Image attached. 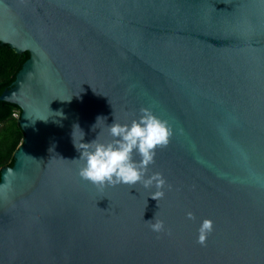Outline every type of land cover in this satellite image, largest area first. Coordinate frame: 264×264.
<instances>
[{
  "label": "water",
  "instance_id": "1",
  "mask_svg": "<svg viewBox=\"0 0 264 264\" xmlns=\"http://www.w3.org/2000/svg\"><path fill=\"white\" fill-rule=\"evenodd\" d=\"M0 44L29 54L0 95L24 133L0 264H264V0H0ZM142 107L172 132L158 202L78 175L81 131L106 142Z\"/></svg>",
  "mask_w": 264,
  "mask_h": 264
},
{
  "label": "clouds",
  "instance_id": "2",
  "mask_svg": "<svg viewBox=\"0 0 264 264\" xmlns=\"http://www.w3.org/2000/svg\"><path fill=\"white\" fill-rule=\"evenodd\" d=\"M139 112V116L130 123L115 120L107 125L111 139L106 142L101 141L99 135L91 142H82L84 133L80 130V143H75V147L84 163L78 169V175L101 189L120 184L135 186L138 183L146 189L155 188L150 197L158 202L165 194L166 180L160 172L150 173V165L155 163L156 150L168 145L172 132L167 122L149 108L142 107ZM187 217L195 219L192 212H188ZM146 222L156 233L165 231L162 220L154 218ZM212 231L213 222L204 219L198 228L197 243L205 245Z\"/></svg>",
  "mask_w": 264,
  "mask_h": 264
},
{
  "label": "trees",
  "instance_id": "3",
  "mask_svg": "<svg viewBox=\"0 0 264 264\" xmlns=\"http://www.w3.org/2000/svg\"><path fill=\"white\" fill-rule=\"evenodd\" d=\"M28 58V52L19 54L8 45L0 44V95L11 87ZM20 116L19 106L0 102V171L13 166L14 153L23 142L24 133L18 123Z\"/></svg>",
  "mask_w": 264,
  "mask_h": 264
}]
</instances>
